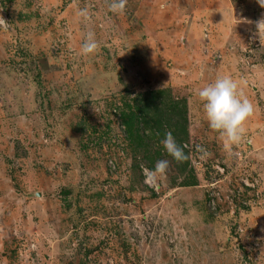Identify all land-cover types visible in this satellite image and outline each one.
Segmentation results:
<instances>
[{"label": "rangeland", "instance_id": "rangeland-1", "mask_svg": "<svg viewBox=\"0 0 264 264\" xmlns=\"http://www.w3.org/2000/svg\"><path fill=\"white\" fill-rule=\"evenodd\" d=\"M110 2L0 0V264H264V8ZM89 31L100 48L84 56ZM224 74L255 107L231 156L197 95ZM159 160L167 177L149 186L141 166Z\"/></svg>", "mask_w": 264, "mask_h": 264}, {"label": "clouds", "instance_id": "clouds-1", "mask_svg": "<svg viewBox=\"0 0 264 264\" xmlns=\"http://www.w3.org/2000/svg\"><path fill=\"white\" fill-rule=\"evenodd\" d=\"M127 2L128 0H111L108 8L113 13L122 14ZM257 2L264 8V0H257ZM77 15L85 21L89 19L87 9L79 10ZM241 22L240 19H237L236 25ZM243 22L252 23V21ZM0 27H7V21L3 16H0ZM255 35L258 36L260 44L264 45V18L256 21ZM99 48L100 44L95 38V33L89 31L80 53L84 56L94 55L99 51ZM197 95L209 128L216 131L223 139L225 152L229 156L234 155L233 148L244 142L247 136L248 123L255 114L253 103L246 97L240 84L227 74L218 75L214 81L198 89ZM146 134L151 135V132H146ZM160 143L176 163H184L189 159V156L184 152V147L187 145L183 147L178 145L171 131L165 133L164 139ZM198 150L206 154L202 147L198 146ZM141 167L146 176V183H149V186H158V182L167 177L169 161H157L154 169H148L143 165Z\"/></svg>", "mask_w": 264, "mask_h": 264}, {"label": "trees", "instance_id": "trees-1", "mask_svg": "<svg viewBox=\"0 0 264 264\" xmlns=\"http://www.w3.org/2000/svg\"><path fill=\"white\" fill-rule=\"evenodd\" d=\"M164 92H165V90H163V91H159V93H158V95H164ZM155 101V99L153 100V102ZM171 105H172V108H174V107H180L179 106V103H180V101H177V100H175V99H173V100H171ZM150 104H148L147 106H149ZM181 108V107H180ZM185 109H186V107L184 106V109L182 108V116H185L186 115V113H185ZM134 115H137V114H134ZM138 116V115H137ZM139 117H140V115H139ZM161 119V118H160ZM160 119H158L157 120V122H156V124L158 125V128L157 129H159L160 131H162L163 130V124L160 122L161 120ZM186 119V118H185ZM161 123V124H160ZM156 124H154L153 126H152V129L154 130L157 126H156ZM172 125V124H171ZM132 128H133V132H132V137L134 138V136H135V138L136 139H138L139 140V144L141 145V146H144L145 144H144V142L142 141V138L144 137V135H143V128H140L139 126H132Z\"/></svg>", "mask_w": 264, "mask_h": 264}, {"label": "crops", "instance_id": "crops-1", "mask_svg": "<svg viewBox=\"0 0 264 264\" xmlns=\"http://www.w3.org/2000/svg\"><path fill=\"white\" fill-rule=\"evenodd\" d=\"M155 2H156V4L157 5H155V12L156 13H158V14H161V12L159 11L160 9H159V6H160V3H162L163 2V0H155ZM166 13V12H165ZM184 13H186V12H184ZM162 18H163V16H162ZM191 43V42H190ZM205 61V60H204ZM197 64L198 65H196V64H193V68L196 66V68H197V70L198 71H201V70H205V69H207L205 66H203V64H201L200 62H197Z\"/></svg>", "mask_w": 264, "mask_h": 264}, {"label": "water", "instance_id": "water-1", "mask_svg": "<svg viewBox=\"0 0 264 264\" xmlns=\"http://www.w3.org/2000/svg\"><path fill=\"white\" fill-rule=\"evenodd\" d=\"M33 196L41 197L42 196V193L41 192H37V194H34Z\"/></svg>", "mask_w": 264, "mask_h": 264}]
</instances>
